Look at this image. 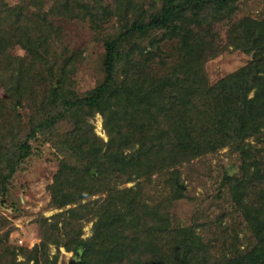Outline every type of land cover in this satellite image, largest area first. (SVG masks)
Here are the masks:
<instances>
[{
  "label": "trees",
  "instance_id": "16d2710c",
  "mask_svg": "<svg viewBox=\"0 0 264 264\" xmlns=\"http://www.w3.org/2000/svg\"><path fill=\"white\" fill-rule=\"evenodd\" d=\"M50 1L37 12L32 4L0 0V184L6 188L38 134L57 142L63 154L47 186L63 210L42 217L41 242L21 251H31L27 258L37 264L50 258L52 245L80 251L75 264H264V157L250 140L264 132V17L238 16V0H162L132 23L126 18L106 39L101 74L80 91L69 76L72 57L58 54L55 17L75 13L98 29L124 0ZM24 20H34L37 35L27 34L25 55L12 57L6 43L3 50V34L16 41ZM227 47L251 57L212 83L203 64ZM178 50L179 74L163 70L156 53L171 57ZM97 112L107 141L94 130L90 117ZM160 127L167 143L156 137ZM226 146L239 152L242 163L238 174L222 180L255 243L217 254L195 224L174 220L172 206L185 189L180 172L168 177L171 191L162 200L146 198L139 179L151 180L154 169L179 156ZM126 175L136 185L121 186ZM88 220L92 233L83 237ZM4 223L0 215V230ZM54 258L57 264L58 254Z\"/></svg>",
  "mask_w": 264,
  "mask_h": 264
},
{
  "label": "rangeland",
  "instance_id": "374dc122",
  "mask_svg": "<svg viewBox=\"0 0 264 264\" xmlns=\"http://www.w3.org/2000/svg\"><path fill=\"white\" fill-rule=\"evenodd\" d=\"M5 1V0H4ZM14 5L20 1L30 6L32 11H39L38 7H50V0H6ZM120 3L119 7H112L111 15L105 14L98 29L88 18L79 17L78 14L60 15L55 17L56 25L60 31L56 47L58 54L71 56L68 68L74 67L69 76L78 83L80 91H85L94 84L95 76H100L102 59L106 52V39L116 34L121 23L125 24L126 18L129 23L152 9L160 7L162 0H130L128 5ZM109 2V0H107ZM238 16L264 17V0H238ZM125 18L121 19L122 17ZM107 20V21H105ZM31 21H23L16 41L8 32L3 34V46L5 43L7 52L12 56H23L26 52L25 36L31 34L35 39L36 29ZM2 27V26H0ZM37 33V32H36ZM6 37V38H5ZM157 58H163L164 68L170 72L179 74L182 56L179 50L171 57L162 53H156ZM250 54L241 49L227 47L216 56L209 58L204 65V74L213 83L219 77L228 74L249 61ZM161 61V60H160ZM70 72V71H69ZM26 112H31L29 108ZM94 124L95 132L108 140L109 134L104 127V117L97 112L90 117ZM156 137L163 138L167 143L170 141L165 128L158 129ZM250 140L264 157V132ZM30 154L23 160L10 180L5 182L6 188L0 184V215L4 219V227L0 235L5 241V257L0 262L9 264L8 261L15 259L21 264H37L35 259H28L27 255L32 253L34 246L41 242L40 220L44 216H51L63 210L52 203V195L48 184L52 181L53 171L59 167L63 154L55 147L57 142L51 143L41 134L31 138ZM264 160V159H263ZM159 164H162L158 156ZM242 163L241 155L230 146L222 147L217 151L200 154L195 157L185 158L179 156L176 161L168 164L162 169H154L151 180L144 182L145 177L139 179L142 182L140 188L146 198L149 196L155 200L168 198L171 191L168 177L175 171L180 172L184 195L175 199L172 213L176 223L189 225L195 224L199 233L212 246L214 252H226L230 254L236 248H246L255 243V236L236 206L233 193L225 187L222 176L226 173L238 174ZM264 163V161H263ZM160 169V170H158ZM6 171V170H5ZM92 174L95 169H92ZM122 181L121 186L136 185V180ZM143 180V181H142ZM97 195V194H96ZM94 195V197H97ZM77 203L68 204L64 209L70 208ZM93 221H85L83 226V237L92 233ZM7 236V237H6ZM11 246V247H10ZM21 247L29 250L21 251ZM15 248V249H14ZM9 249V250H8ZM7 251H11L9 254ZM58 254L57 264H69L73 258L77 259L80 251L76 254L73 250H67L61 246L58 250L52 245L50 258L41 260L39 264H53L54 255ZM2 255L0 254V259ZM76 263V260L74 264Z\"/></svg>",
  "mask_w": 264,
  "mask_h": 264
},
{
  "label": "water",
  "instance_id": "95a60500",
  "mask_svg": "<svg viewBox=\"0 0 264 264\" xmlns=\"http://www.w3.org/2000/svg\"><path fill=\"white\" fill-rule=\"evenodd\" d=\"M75 258H73V260L69 263V264H74V262H75Z\"/></svg>",
  "mask_w": 264,
  "mask_h": 264
}]
</instances>
